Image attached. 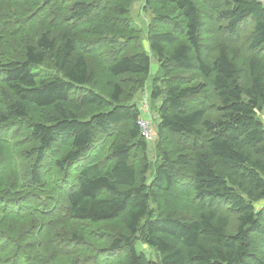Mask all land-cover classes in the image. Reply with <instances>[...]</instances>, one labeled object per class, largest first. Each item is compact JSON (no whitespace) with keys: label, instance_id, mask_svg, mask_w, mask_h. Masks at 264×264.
Here are the masks:
<instances>
[{"label":"trees","instance_id":"trees-1","mask_svg":"<svg viewBox=\"0 0 264 264\" xmlns=\"http://www.w3.org/2000/svg\"><path fill=\"white\" fill-rule=\"evenodd\" d=\"M136 1L158 14L149 53L127 47ZM260 113L264 0H0V144L29 145L0 173V264H264Z\"/></svg>","mask_w":264,"mask_h":264},{"label":"rangeland","instance_id":"rangeland-1","mask_svg":"<svg viewBox=\"0 0 264 264\" xmlns=\"http://www.w3.org/2000/svg\"><path fill=\"white\" fill-rule=\"evenodd\" d=\"M142 4L143 3L141 1H136V3H134L133 6L130 8V12L127 16L128 19H126V20L131 21L132 26L133 25L136 26V30H137L136 36H132L130 34H127V40H128L127 47H128V50H130L132 47H135V48L140 47L149 53L148 37H149V34L151 33L149 31L150 21L153 19V16L155 17L154 20L157 21L156 16L158 14L152 13V11H149V10L145 11L143 9ZM61 11L62 12L69 11L67 9V6L65 3L61 7ZM122 21H123V18H122ZM56 23H60L59 18H57ZM124 26H125V24H124ZM130 27H131V25H130ZM123 53H126V52H123ZM157 69H158L157 64L155 62H153L151 64V69H150L152 74H154V72ZM146 83H147L148 87L152 86L153 78L148 76V80ZM146 93L144 92L142 95H140L138 105H139V109H140L142 115L144 116V117H140V118L142 120L149 121L152 140L150 142H148L149 143L148 159L153 164V163L158 162L160 158L156 154V144H154L156 139H157V135L155 134V129H154V125H155L154 114H153L151 108L149 107V99H148L149 94L148 93L146 94ZM75 96H77V95L75 94ZM192 105H195V104H192ZM43 114H44V112L40 109H36V108L32 109L30 121L41 120L43 117L42 116ZM259 118L261 119L263 127H264V113H260ZM25 134H28L27 127L22 126L21 131L10 132L7 137H9L10 140L13 142L15 140L21 139ZM11 137H13V138H11ZM170 139H168V142L172 143V141ZM114 141L117 142V138L114 137ZM9 145H12V144L11 143L8 144L6 142H3L2 144H0V173L5 172L6 170H9L10 168L17 166V165H15L14 159H13L12 151H14V150L18 151V155L16 157L18 158V161L20 162L19 164H22L23 163V161H22L23 156L20 154V151H22L23 149H25L29 146V145H19V146H14V148H12V147H9ZM94 153H95V155H93V152L91 151L89 154V158H92L93 160H98L104 154V149L102 150V152H100V150H98V151H94ZM82 164H84V161ZM23 167L24 166L19 167V169H22ZM43 171L45 172V169H43ZM62 177H63V175H62ZM64 178H65V176H64ZM71 181L72 180L70 178L69 182H71ZM166 200L169 203V206L172 207V209H176V205H178V204L182 205L183 202H186V200L185 201L181 200V195L178 191H174L173 194L170 197H168ZM193 204H195V203H193ZM188 206H189V204L186 207H184L182 210H186L188 208ZM253 206H254L256 211H260V210L264 209V200L254 202ZM216 208L220 214L227 213L225 206L222 204H216ZM0 212H3V211L0 209ZM18 224H19V221H17V225ZM104 224H106V223H104ZM106 227L108 228V230L112 234L122 231V229L119 226V223L117 221H112V222L107 223ZM36 244L38 245V243H36ZM100 246L102 247L103 245H100ZM257 246L259 248H262L264 245H262V244L258 245L257 244ZM137 249L142 250L143 252L145 251L146 256L151 261H154V260L156 261V258L154 256V254L152 253V251L148 250L146 247L138 245ZM109 254H112V255H109ZM108 262H112L113 264H124L125 256L120 251L117 252V254H114V252H112V251H106V255H105L104 259L101 260V264L102 263H108ZM10 263H11V260L9 259L7 261V264H10ZM13 264H14V262H13ZM90 264H92V263H90Z\"/></svg>","mask_w":264,"mask_h":264},{"label":"built area","instance_id":"built-area-1","mask_svg":"<svg viewBox=\"0 0 264 264\" xmlns=\"http://www.w3.org/2000/svg\"><path fill=\"white\" fill-rule=\"evenodd\" d=\"M144 117V116H143ZM139 127L142 130V134L147 142L152 140V135L150 131L149 121L142 120L141 118L138 121Z\"/></svg>","mask_w":264,"mask_h":264}]
</instances>
